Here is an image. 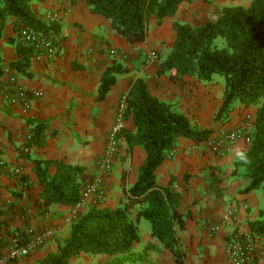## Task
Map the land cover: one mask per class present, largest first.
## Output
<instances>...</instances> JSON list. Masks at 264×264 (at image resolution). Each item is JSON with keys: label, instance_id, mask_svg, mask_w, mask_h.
Segmentation results:
<instances>
[{"label": "crops", "instance_id": "obj_1", "mask_svg": "<svg viewBox=\"0 0 264 264\" xmlns=\"http://www.w3.org/2000/svg\"><path fill=\"white\" fill-rule=\"evenodd\" d=\"M251 2L185 1L160 25L151 18L147 38L130 44L112 29L109 20L91 13L83 0H35L31 9L36 17L47 24L58 25L56 34L47 35L57 53L52 58L33 55L26 74L8 67V63L18 59L15 42L21 41L17 20L7 19L0 39L5 62L4 76L0 79L1 253L6 252L12 237L30 240L29 234L42 230L51 232L50 238L36 246L29 256L8 264H39L46 255L57 251L74 223L70 215L72 207L55 204L45 213L39 208L42 186L34 172L35 161L83 167L85 170L79 177L81 188L95 178H102L107 185V196L98 207L121 206L123 187L128 190L135 183L145 158L142 147L126 145L124 132H135L132 118L125 117L126 113L122 139L110 173H101L98 163L120 98L127 95L135 79L144 80L151 95L171 104L191 125L213 129L208 141L225 133L243 131L244 126L253 121L256 107L236 104L223 125L214 123L223 92V86L215 80L204 83L184 78L175 84L168 75L156 74L160 62L156 54L164 57L169 52L175 38L174 23L199 26L216 21L225 8L248 7ZM49 13L56 14L57 19L51 22ZM113 63L121 64L124 71L117 75L115 84L100 100L102 75ZM9 76H14L27 92L38 91L42 96L34 98L29 94L12 105L6 95ZM31 121L46 124V141L42 146L29 145L26 141L34 130ZM208 141L196 144L179 138L170 158L156 171L158 185L166 187L172 180L170 187L181 196L177 210L185 216L184 224L181 229L176 226L175 230L185 251V263L228 264L226 242L230 234L237 232L254 242V256L249 264H264V235H255L249 225L259 219V212L264 209V189L244 193L249 180L243 169H236V163L241 160L236 153L244 155L248 145L239 140L222 153H214ZM24 147L28 148L26 154L22 153ZM14 168L20 170L19 177L12 175ZM48 171L54 174L55 167L50 166ZM130 211L135 213L133 209ZM145 232L150 234V230ZM140 242L141 237L134 245ZM162 249L158 243V262L162 260L166 264ZM103 256L82 253L68 264H73L75 258Z\"/></svg>", "mask_w": 264, "mask_h": 264}, {"label": "trees", "instance_id": "obj_2", "mask_svg": "<svg viewBox=\"0 0 264 264\" xmlns=\"http://www.w3.org/2000/svg\"><path fill=\"white\" fill-rule=\"evenodd\" d=\"M35 0H0V39L8 18L17 21L16 29L33 30L45 35L58 32L57 23L39 20L31 9ZM91 13L110 21L112 29L128 43L144 41L148 36L151 18L156 25L173 16L181 3L189 0H83ZM175 38L169 52L160 60L157 75H168L178 84L184 78L210 82L219 75L224 78L221 105L215 113L214 123L223 125L236 104L256 107L255 117L248 126L250 143L236 169H243L249 185L243 192L264 189V0H252L248 7H230L220 12L216 21L199 26L174 23ZM221 39L224 46L218 47ZM18 59L8 63L10 69L26 74L34 50L15 42ZM5 62L0 52V79L4 76ZM124 71L121 64L113 63L101 78L98 99H103ZM125 117L130 116L135 132L123 134L129 148L140 146L145 158L139 167L135 183L123 187L121 206L115 209L92 206L71 225L67 239L49 253L39 264H68L80 254L114 257L126 255L139 242L138 223L145 219L150 225V236L170 253L173 264H186L175 227H183L184 215L177 210L180 194L168 186L158 185L156 171L170 158L179 138L200 144L209 140L213 129L197 128L171 104L151 95L144 80L135 79L126 95ZM34 130L29 145L42 146L46 124L31 121ZM55 173H49V167ZM83 167L62 162L35 161L34 172L42 192L38 206L42 212L55 204L73 207L80 199V175ZM133 209L135 213L130 210ZM255 235H264V209L259 219L249 222ZM1 226V222H0Z\"/></svg>", "mask_w": 264, "mask_h": 264}, {"label": "built area", "instance_id": "obj_3", "mask_svg": "<svg viewBox=\"0 0 264 264\" xmlns=\"http://www.w3.org/2000/svg\"><path fill=\"white\" fill-rule=\"evenodd\" d=\"M48 19L53 22L57 19L56 14L49 13ZM20 41L26 46L31 47L35 55H41L52 58L57 53V48L53 41L45 34L33 30H22L19 35ZM114 54V51L110 52ZM5 72V71H4ZM31 94L34 98H40L41 92L31 91L30 93L23 89L16 82L14 76H9L7 80L6 95L12 105L18 103V100H24ZM126 111V96H122L118 103L114 123L107 133L106 144L98 163L101 173H110L112 164L118 153V143L122 139L124 131V114ZM247 123L243 131H232L222 134L219 138L208 141L209 149L214 153H222L233 146L239 140H243L247 145L250 143ZM30 140V136L26 141ZM28 148L24 147L22 153L26 154ZM21 174L18 168L12 170V175L19 177ZM107 196V185L102 178H95L81 188L79 201L71 208L70 215L72 221L77 222L85 211L92 206H98ZM231 215V214H230ZM229 215V216H230ZM30 240L12 237L5 253H1L0 246V264H8L11 261L19 260L29 256L36 246L44 243L50 238L49 230H42L37 234H29ZM225 256L228 264H249L254 256V242L246 235L234 232L229 235L226 242Z\"/></svg>", "mask_w": 264, "mask_h": 264}, {"label": "rangeland", "instance_id": "obj_4", "mask_svg": "<svg viewBox=\"0 0 264 264\" xmlns=\"http://www.w3.org/2000/svg\"><path fill=\"white\" fill-rule=\"evenodd\" d=\"M216 45L218 47L224 46L223 40L217 39ZM215 81L224 86V78L222 76L216 75ZM149 230V222L145 219H141L138 225L141 242L138 245H134V249L129 254L117 255L114 257L105 255L103 257H88L83 260L75 258L73 264H158V242L155 241L148 232H145ZM162 251V258L165 260L166 264H173V258L170 253L165 249H162ZM160 261L159 264H165L162 260Z\"/></svg>", "mask_w": 264, "mask_h": 264}, {"label": "clouds", "instance_id": "obj_5", "mask_svg": "<svg viewBox=\"0 0 264 264\" xmlns=\"http://www.w3.org/2000/svg\"><path fill=\"white\" fill-rule=\"evenodd\" d=\"M237 158L243 160L245 163L247 162L246 158L244 157L243 153L237 152L236 153Z\"/></svg>", "mask_w": 264, "mask_h": 264}]
</instances>
